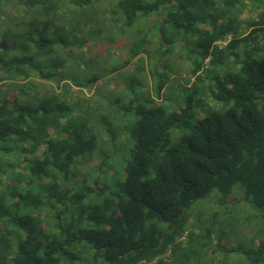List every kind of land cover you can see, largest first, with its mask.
Returning a JSON list of instances; mask_svg holds the SVG:
<instances>
[{"label": "trees", "instance_id": "16d2710c", "mask_svg": "<svg viewBox=\"0 0 264 264\" xmlns=\"http://www.w3.org/2000/svg\"><path fill=\"white\" fill-rule=\"evenodd\" d=\"M248 2L116 0L112 13H124L123 25L138 15L145 25L122 43L121 60L107 66L111 77H123L126 93L104 97L105 104L95 100V108L81 97L85 109L77 116L60 94L35 103L0 99V264H187L178 238L188 235L183 225L193 202L213 191L225 198L242 185L245 199L264 211V8L239 17ZM56 25L55 33L67 24ZM45 30L26 31L3 48L0 72L66 80L57 52L72 40L62 33L46 38ZM188 35L203 67L191 63L169 84L165 56L177 37ZM156 57L164 61L161 69ZM95 77L92 86L102 90ZM140 77L142 98L134 86ZM82 79L72 82L86 92ZM200 85L211 103L203 117H197ZM167 86L172 97L163 95ZM95 118L110 126H87ZM216 245L225 249L220 240Z\"/></svg>", "mask_w": 264, "mask_h": 264}, {"label": "rangeland", "instance_id": "374dc122", "mask_svg": "<svg viewBox=\"0 0 264 264\" xmlns=\"http://www.w3.org/2000/svg\"><path fill=\"white\" fill-rule=\"evenodd\" d=\"M115 1L91 0L86 5H80L69 4L68 0H49L48 2L46 0L40 3L30 0L25 5H17L15 0H0V54H3L2 49L4 47H14L20 34L26 31H36L44 26H46V32H44L46 38L62 33L65 39L72 40V44L69 47L62 45V49H58L57 52L58 58L65 60L61 71L63 70L66 80L57 83L54 80L38 78L35 74H31L28 78L13 79L11 71L8 74L6 71H1L0 74L3 76V80L0 81V99L5 97L11 101L35 103L38 99L50 97L52 94H60L59 97L62 101L65 100L74 104L73 115L77 116V114L80 115L82 109H85L82 106L81 97L88 96L94 106L95 100L100 101L102 100L101 98H103V104H105V98L116 99L121 93L120 89L126 93L123 88L125 83L123 77H111L107 66L114 62L115 59L121 60L119 58V49L122 48V43L125 44L127 38L131 41L133 37H136L138 31H142L145 28V25L143 22L144 17L140 15L136 16L131 24L123 25L125 21L124 13H112ZM248 1L247 4L243 5L245 6V12L240 13L239 17L247 15L249 9H251L249 16H254L258 14L257 10L264 8V0ZM50 2H53L51 7L44 9V4L48 5ZM236 8L234 6L232 10H236ZM119 17H121V21L117 23V18ZM90 21L92 24H90ZM38 22L41 24L40 26ZM55 24H57V27L61 24L67 25L65 28H60L61 32L55 33L51 28ZM67 26L71 27L68 28ZM89 26L92 27L90 31ZM150 26L154 28V25ZM96 28H99L100 31H94ZM150 33L156 35L151 28ZM140 34L143 33L140 32ZM103 37L110 41H107L108 43L102 41ZM187 38L185 40L177 37L176 41L169 47L170 52L165 56L169 67L166 69L163 79L165 80L168 76L170 78L169 81L171 80L169 84H176L174 78L181 80L179 77L184 75L183 70L189 71L192 68V64L197 63L200 64V68L203 67L201 54L196 52L191 35H188ZM9 51L14 53L13 51L17 50L9 49ZM157 59L161 64L159 66L161 69L164 61L156 57ZM76 75L83 78L86 92L81 91L79 86L73 83ZM93 75L96 76L95 83H98V86L104 90L110 88L115 90L107 94L103 92V89L101 90L96 86L93 87L92 79H90ZM143 80L144 78L140 77L134 84L137 95L140 98L145 95V91L141 88ZM145 80L150 85V77L147 76ZM199 87L197 96L202 106L198 108L197 117H203L207 113L205 106L211 105V103L205 99L207 92L204 91L206 89H201V85ZM164 92V96L170 95L172 97L175 94L172 86L170 89L167 86V90H164ZM130 97L131 95L128 94V98ZM181 97L182 95L176 96L179 101ZM175 99L174 105H176ZM123 102L121 101L120 104ZM171 102V100L168 102L164 101L168 105ZM95 107L97 105L93 108ZM169 107L172 109V105ZM99 111L104 110L101 109ZM93 112L95 113L97 110ZM100 125L107 129L110 126V121L108 119L102 121L99 118H95L89 121L87 126H95L96 131H98L97 128ZM85 132L89 135L91 134L89 132H95V130L85 129ZM179 132L180 130L178 129L172 130V143L177 141ZM117 133V137L121 138V132L117 130ZM125 153H127L126 150ZM114 161L115 164L118 163L117 157ZM219 196L218 193L213 191L206 197L196 200L189 207L188 217L183 225V235H186L187 232L188 235L185 238L184 236L178 238V240L183 239L181 247L182 252L187 255V264H263V261L257 263H255V260L251 261V257H248V250L254 248V245L259 240L264 245V213H262L264 211L253 207L245 199L242 185H238L225 198H219ZM207 228L210 229V236L203 237L201 233ZM210 239H213L211 244L203 249L199 248L202 242L208 243ZM216 240H220V246L227 250H217ZM168 254L169 252L166 253V256ZM82 264H85V262Z\"/></svg>", "mask_w": 264, "mask_h": 264}, {"label": "flooded vegetation", "instance_id": "af4514ba", "mask_svg": "<svg viewBox=\"0 0 264 264\" xmlns=\"http://www.w3.org/2000/svg\"><path fill=\"white\" fill-rule=\"evenodd\" d=\"M248 252H249L248 257L249 258L251 257L250 258L251 261L255 260L256 261L255 263L260 261L264 262V245L261 243V240L257 241L256 245H254V248L249 249Z\"/></svg>", "mask_w": 264, "mask_h": 264}, {"label": "water", "instance_id": "95a60500", "mask_svg": "<svg viewBox=\"0 0 264 264\" xmlns=\"http://www.w3.org/2000/svg\"><path fill=\"white\" fill-rule=\"evenodd\" d=\"M2 46V45H1Z\"/></svg>", "mask_w": 264, "mask_h": 264}]
</instances>
